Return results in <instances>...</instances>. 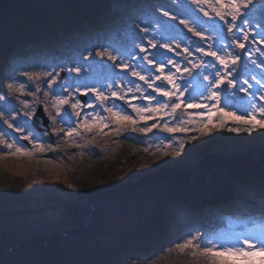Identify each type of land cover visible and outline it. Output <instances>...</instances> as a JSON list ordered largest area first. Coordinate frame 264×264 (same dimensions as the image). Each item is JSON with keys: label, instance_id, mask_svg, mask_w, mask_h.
<instances>
[{"label": "snow or ice", "instance_id": "6c2138e0", "mask_svg": "<svg viewBox=\"0 0 264 264\" xmlns=\"http://www.w3.org/2000/svg\"><path fill=\"white\" fill-rule=\"evenodd\" d=\"M120 30L122 40L97 37L66 58L11 68L8 95L0 92V159L128 133L165 134L151 154L182 158L213 131L264 133V0H171L138 10ZM252 218L256 228L230 237L187 227L175 246L208 264H264V204Z\"/></svg>", "mask_w": 264, "mask_h": 264}, {"label": "rangeland", "instance_id": "374dc122", "mask_svg": "<svg viewBox=\"0 0 264 264\" xmlns=\"http://www.w3.org/2000/svg\"><path fill=\"white\" fill-rule=\"evenodd\" d=\"M168 2L171 3V0ZM62 10L58 11L61 12ZM80 25L88 26L89 20L84 18ZM66 26L69 28L67 23ZM116 34L122 37V39L124 38L122 32H116ZM97 36H102L99 37L101 40L111 38L110 33L103 34L100 32L92 39H96ZM85 41L87 40L82 39L80 43ZM76 44L77 42L58 48L56 54L52 56H46V58L37 57L32 60L23 61L24 63L17 66H42L45 63L66 58ZM6 62L3 59L0 62V83L3 82L0 92L4 95H8L6 85L10 82L9 73L11 71L10 68L9 70L4 69L2 72L3 65ZM34 70L38 71L40 67H36ZM29 86L34 90V84L30 83ZM198 89L199 83L193 81V90L196 91ZM9 98L11 99L12 97L9 96ZM28 99L31 100L32 98L28 97ZM13 103H16L14 99ZM164 135L162 133H154L145 138L136 133H128L126 138L97 137L95 141L82 149H67L57 153L50 152L46 155L36 154L33 157L7 156L0 159V195L7 199L5 209L3 211L0 210V250L29 253L33 251L32 249L36 245L44 242L51 248L61 245L66 250L72 247L73 241H77L81 247L88 249L99 247L101 244L107 245L114 238L123 237L125 232H128L139 222L146 221L148 219L149 206H152L150 198L156 193L166 191L172 195L168 201L173 198H177L178 200L177 202L174 200L172 203L173 209H171L174 210L176 216L171 223L166 219L156 224L150 235L157 238L159 235L168 236L170 234L171 240L168 246L173 247L178 253L186 251H181L175 246L176 243L182 242L180 238L181 232L187 227L200 228L202 221L207 220V217L203 214H212L213 220L217 218L222 223L218 227L215 226L216 228L213 226L212 229L214 228V230L212 232L209 231V233H216L224 237L234 236L256 228L258 221H248L247 219L242 222L234 218V216L226 215V210L223 213L217 209L214 210L219 206V203L214 204L213 210L209 212L205 211L206 208L200 204L203 202L207 204L216 202L215 198L218 199L214 195L216 192L208 190L206 193L199 194L196 187L198 183L204 186V188L209 184H214L218 187V189L215 188L216 190H221L220 186L222 185L223 189L219 194H216L220 195L221 199L219 198L218 200L222 203L225 200V195L231 191L229 187L232 186L228 181H234L243 177L238 174L229 176L225 169L212 170L211 172L202 170L201 162L204 155L216 154L220 157L241 156L255 147H264V133L256 132L249 136L246 133L235 134L226 130L213 131L211 135L194 141V146L189 145L186 154L182 158L151 154L157 146L162 147L161 139L164 138ZM149 144L152 145V148L149 152H145L144 148ZM92 149H96L100 153L99 158L91 155ZM259 153V151L256 152L252 157L256 162L259 161ZM111 154L118 156L120 160L116 157L114 158V155H112V159L114 158L116 161L113 165L102 162L104 166H99L98 163L105 161L107 156ZM82 160H85L83 162L87 161L94 171L98 170L95 172L96 176L92 177L90 181L93 183L95 180V183H99L103 187L108 186L102 179L105 177L114 179V176L117 174L115 171L117 170L120 171V175L128 177V180L122 184L136 182L141 176L149 173H157V177L159 178L172 177L174 180L172 183H169L164 179L154 182L149 186L134 189L132 190L134 193H131V190L122 191L127 193L117 197L107 196L98 199L94 197V194L91 195L86 191L87 186H90L89 180L88 178L85 179L86 175L81 178L82 172L80 173L78 168H76V165ZM165 160L169 162L164 163ZM170 169L181 171L182 174L178 175L173 171H169ZM262 173L264 174V167L262 168ZM79 177L81 180L75 183L74 181L78 180L76 178ZM176 177L183 180V183L178 184L175 179ZM68 185H71V188ZM141 189L144 192L143 197H146L141 205L136 204L137 207L129 211H117L114 201L121 199L130 200L129 203L132 205L137 197L135 192ZM68 202L74 204L72 207V209L74 208V213L78 212L76 224L67 221L65 216L63 217V214H61L62 205ZM186 203L196 204L198 211L195 212L194 209L186 208ZM103 209L107 210L106 214L108 215L100 223L99 214H102ZM181 209L185 215L178 217L177 211ZM189 209L190 212H193L192 214L195 212V214H200L201 217L198 215L191 218L187 212ZM237 217L241 216L237 215ZM160 224L163 225L160 226ZM172 227H175V231H171ZM98 230H101L99 231L101 234L97 232ZM207 230L211 229L207 228ZM128 234H135V231L131 229ZM92 236H95V238L98 236L97 240L92 239ZM54 242L57 243V246ZM149 246L151 245L147 242V246L140 248L146 251V248ZM147 258L146 262L140 264H160L158 261L163 259V257L157 256L154 252H151Z\"/></svg>", "mask_w": 264, "mask_h": 264}, {"label": "trees", "instance_id": "16d2710c", "mask_svg": "<svg viewBox=\"0 0 264 264\" xmlns=\"http://www.w3.org/2000/svg\"><path fill=\"white\" fill-rule=\"evenodd\" d=\"M168 1L170 0H23L18 6L0 12V62L2 59L7 61L3 65L2 72L4 69L9 70L12 66H17L14 65V61H27L37 57L52 56L56 54L58 48H62L66 45L69 46L75 42L80 43L82 39L90 40L100 32L103 34L121 32V22L126 20L129 16L134 15L138 10L158 3L171 4ZM58 10L62 11L59 12ZM42 11L44 12L42 13ZM157 14H159V12H157ZM52 18L53 20H51ZM84 18L89 20L88 26L80 25ZM66 23L69 28H67ZM118 36L119 35L115 34L114 37L111 38L118 40ZM1 83L3 84V82ZM90 153L93 157H100V153L97 152L96 149H92ZM112 155L114 154L107 156L105 161H100L98 163L99 166H104L102 162L113 165L116 162L114 159L115 157L120 160L116 155H114L112 159ZM83 161L85 160L80 161L76 165V168H78L80 173L82 172L81 178L85 175V179L88 178L90 186H87L86 191L91 195L94 194L95 196L96 194L104 192L105 189H112L128 180V177L120 175V171L117 170L115 171L117 174L114 176L115 178L113 177L114 179L108 177L102 179L106 182L108 187L100 186L99 183H95V180L92 183L90 180L92 177L96 176L95 172L98 170L94 171L87 161ZM80 177L76 178L78 180L74 182L78 183L81 180ZM228 183L232 186L229 187L231 191L229 194L227 193L225 195V200L222 203L218 200L219 198L221 199L220 195H216L223 189L222 185L220 186L221 190H216L218 187L214 184H209L205 188L201 186L200 183L197 184L196 189L199 194L206 193L208 190H213V192H216L214 195L218 198H215V200L218 201L219 206L214 209L212 202H210L204 206L206 208L205 211L209 212L213 209H217L219 212L223 213L224 208L227 211H232L240 215L241 219L239 220L242 222L247 219L248 221L257 222V220L252 218V214L258 212L261 205L264 204V178L258 176L243 177L235 179L234 181H228ZM126 193L127 192H119L100 195L96 198L101 199L107 196L117 197ZM131 193H134V191ZM135 193L137 197L132 205L129 203L130 200L121 199L119 201H114L117 211H129L130 209H135L137 207L136 204L141 205L146 199V197H143V189ZM171 196L172 195L166 191L156 193L150 198L152 206H149L148 219L139 222L135 227L131 228L135 231V234H128L130 229L128 232H125L124 235L122 234L123 237H116L107 245L101 244L99 247L91 249L81 247L77 241H73V245L69 250H66V248L61 245L57 246L55 242L57 246L55 248H51L44 242L46 245L43 248L38 249L35 247L32 249L33 251L29 253L24 251L11 252L0 250V264L144 263L147 261V257L153 249H151L150 246L146 248L145 251V249L140 247L147 246L148 239L152 238L150 235L152 229L155 228L156 224L166 219L171 223L176 216L174 210L171 209H173L172 203L174 200L176 202L178 200L177 198H173L168 201ZM185 202L187 201L185 200ZM6 203L7 199L0 195L1 211L5 209ZM73 206L74 204H70L69 202L64 203L61 207V214H63V217L65 216L67 221L76 224L78 212L74 213V208L72 209ZM196 206L197 205L193 203L185 204L186 208L194 209L195 212L198 211ZM190 209L187 212L191 218L198 215L201 217L200 214H195V212L192 214L193 212H190ZM103 210L102 214H99L100 223H102L108 215L106 214L107 210ZM203 215L207 217L206 221H202L201 227L204 231L212 232L214 230V228L212 229L213 226L218 227L222 224L217 218L213 220L212 214ZM161 225L163 224H160V226ZM207 228L211 230H207ZM172 229L175 231V227H172ZM99 231L101 230L97 232ZM99 233L101 234V232ZM92 237V239L97 240L96 238L98 236L96 238L95 236ZM154 253L161 258L163 257L164 260L160 259L158 261L160 264H208V260L205 257L201 256L198 252L193 253L190 249L178 253L173 247L164 246L155 250Z\"/></svg>", "mask_w": 264, "mask_h": 264}, {"label": "water", "instance_id": "95a60500", "mask_svg": "<svg viewBox=\"0 0 264 264\" xmlns=\"http://www.w3.org/2000/svg\"><path fill=\"white\" fill-rule=\"evenodd\" d=\"M22 0H0V12L6 11L11 9L12 7H15L21 3ZM38 115H43V108L42 106L38 105ZM45 122L47 123V117H44ZM260 152L258 154L259 161H254L252 157L256 152ZM202 170L211 172L212 170H221L225 169L227 170V174L235 175L238 174L242 177L246 176H253L256 175L260 178H264V174L262 173V168L264 167V147L260 148H253L251 150H248L243 155H235L231 157H220L216 154H205L202 162H201ZM169 171H173L174 173L181 175V171L170 169ZM215 176V175H214ZM167 180L169 183L173 182L172 177L168 178H159L157 177V173H149L141 176L138 181L126 183L119 185L115 188L105 190L102 193L96 194L94 197H99L100 195H108L113 193H119L122 191H130L137 188L149 186L153 184L154 182ZM176 182L179 184L183 183V180H180L179 177H176ZM76 233V232H75ZM45 245V243L36 245V248H42Z\"/></svg>", "mask_w": 264, "mask_h": 264}, {"label": "bare ground", "instance_id": "6f19581e", "mask_svg": "<svg viewBox=\"0 0 264 264\" xmlns=\"http://www.w3.org/2000/svg\"><path fill=\"white\" fill-rule=\"evenodd\" d=\"M148 243H150V245H151L150 248L156 250V249H158V244L157 243H159V238H154V237L149 238L148 239Z\"/></svg>", "mask_w": 264, "mask_h": 264}]
</instances>
